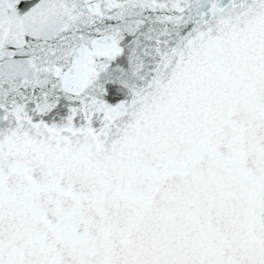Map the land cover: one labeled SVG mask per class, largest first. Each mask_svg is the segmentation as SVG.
I'll return each instance as SVG.
<instances>
[{
  "label": "snow or ice",
  "instance_id": "6c2138e0",
  "mask_svg": "<svg viewBox=\"0 0 264 264\" xmlns=\"http://www.w3.org/2000/svg\"><path fill=\"white\" fill-rule=\"evenodd\" d=\"M0 264H264V0H0Z\"/></svg>",
  "mask_w": 264,
  "mask_h": 264
}]
</instances>
